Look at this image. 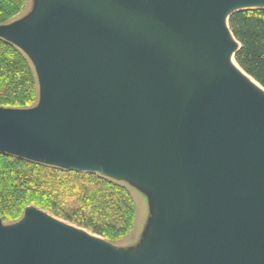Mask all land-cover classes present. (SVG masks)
<instances>
[{
    "label": "water",
    "instance_id": "obj_1",
    "mask_svg": "<svg viewBox=\"0 0 264 264\" xmlns=\"http://www.w3.org/2000/svg\"><path fill=\"white\" fill-rule=\"evenodd\" d=\"M0 37L31 59L33 107H0V151L139 187L120 248L34 206L0 220V264H264V91L228 17L264 0H34Z\"/></svg>",
    "mask_w": 264,
    "mask_h": 264
},
{
    "label": "trees",
    "instance_id": "obj_2",
    "mask_svg": "<svg viewBox=\"0 0 264 264\" xmlns=\"http://www.w3.org/2000/svg\"><path fill=\"white\" fill-rule=\"evenodd\" d=\"M26 0H0V24L17 19ZM239 43L236 64L264 88V7L240 9L228 17ZM39 84L28 55L0 37V107L29 108ZM34 206L117 245L133 227L135 202L119 180L49 165L0 151V220L18 221Z\"/></svg>",
    "mask_w": 264,
    "mask_h": 264
},
{
    "label": "rangeland",
    "instance_id": "obj_3",
    "mask_svg": "<svg viewBox=\"0 0 264 264\" xmlns=\"http://www.w3.org/2000/svg\"><path fill=\"white\" fill-rule=\"evenodd\" d=\"M34 3V0H26L25 7L19 14V16H17V19H20L29 14L32 9H34ZM231 59L234 61L233 57ZM119 181L123 183L132 194V198L135 202V216L132 229L118 241V244L116 246L120 248H135L139 245L143 234L146 232V228L150 219L148 195L145 190L136 187L125 180Z\"/></svg>",
    "mask_w": 264,
    "mask_h": 264
},
{
    "label": "bare ground",
    "instance_id": "obj_4",
    "mask_svg": "<svg viewBox=\"0 0 264 264\" xmlns=\"http://www.w3.org/2000/svg\"><path fill=\"white\" fill-rule=\"evenodd\" d=\"M233 65L243 74L245 75L251 82H253L257 87L264 91V88L259 85L253 78H251L248 74H246L237 64L231 59Z\"/></svg>",
    "mask_w": 264,
    "mask_h": 264
}]
</instances>
